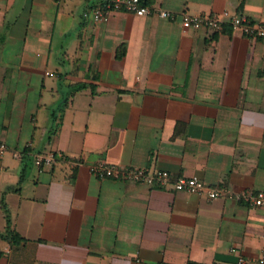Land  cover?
Masks as SVG:
<instances>
[{"label":"crops","instance_id":"crops-1","mask_svg":"<svg viewBox=\"0 0 264 264\" xmlns=\"http://www.w3.org/2000/svg\"><path fill=\"white\" fill-rule=\"evenodd\" d=\"M101 1L0 0V232L4 201L21 238L0 239V264H254L264 208L89 166L262 187L264 39L228 24L184 30L181 17L264 23V0H152L142 16L83 17Z\"/></svg>","mask_w":264,"mask_h":264},{"label":"built area","instance_id":"built-area-1","mask_svg":"<svg viewBox=\"0 0 264 264\" xmlns=\"http://www.w3.org/2000/svg\"><path fill=\"white\" fill-rule=\"evenodd\" d=\"M123 10L132 12L138 16L151 13V8L141 4L140 0H103L100 3L87 8L83 12L84 18H91L93 21H106L110 11ZM158 15L163 18H172L173 14L160 10ZM182 27L206 28L218 31L228 24L233 29L239 30L244 36L255 39H264V23L250 20L241 14H232L224 10L220 14H182ZM8 150L5 142L0 140V158ZM55 155L50 152L44 156H37L35 164L38 168L53 162ZM92 174L99 178L103 177H126L134 182L145 183L151 186L171 185L174 190L185 191L188 193L204 195L208 199H233L251 207L264 208V185L260 188H244L240 191L232 192L222 186H212L195 176L171 177L165 170H154L146 173L143 170H122L119 167L107 165L99 162L89 166ZM170 183V184H169ZM262 248L260 255L253 261L254 264H264V231L261 234ZM238 263H245L244 258H239Z\"/></svg>","mask_w":264,"mask_h":264},{"label":"trees","instance_id":"trees-1","mask_svg":"<svg viewBox=\"0 0 264 264\" xmlns=\"http://www.w3.org/2000/svg\"><path fill=\"white\" fill-rule=\"evenodd\" d=\"M140 1H141V4L145 6H149L152 2V0H140ZM53 154L55 155V159L58 158L55 152H53ZM22 179H23V176L21 175L19 182ZM2 211H3L4 218H5L6 226H5L4 231L0 232V239L4 238V239L10 240L11 242H17L21 238L18 236V234L15 233L14 229L11 226V219H10L9 211L4 201H2Z\"/></svg>","mask_w":264,"mask_h":264}]
</instances>
